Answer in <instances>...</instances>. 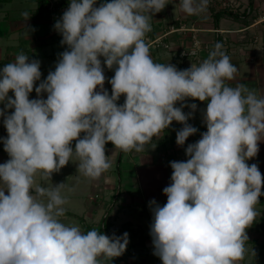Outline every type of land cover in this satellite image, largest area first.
<instances>
[{"label":"clouds","instance_id":"9594fccd","mask_svg":"<svg viewBox=\"0 0 264 264\" xmlns=\"http://www.w3.org/2000/svg\"><path fill=\"white\" fill-rule=\"evenodd\" d=\"M167 4L69 0L54 24L67 45L54 71L41 80L40 61L23 52L0 68V117L7 131L0 141L10 157L0 163V264H112L129 234L84 232L64 223L65 183L45 187L35 177L51 178L76 158L78 170L97 179L112 165L115 151L106 155L107 142L142 153L172 121L183 125L176 143L184 145L198 130L187 122L197 104H185L186 98L207 101V130L187 145L186 160L169 162L166 203L148 202L154 255L162 264H236L244 258L246 228L264 195L258 164L247 163L264 141V94L227 83L237 79L238 69L219 42L185 69L154 61L145 35L153 14ZM206 6L207 0H179L188 15ZM22 16L30 17L27 11ZM104 67L114 69L111 94ZM34 85L36 98L30 99ZM185 106L192 111L185 113Z\"/></svg>","mask_w":264,"mask_h":264},{"label":"crops","instance_id":"0c3cea01","mask_svg":"<svg viewBox=\"0 0 264 264\" xmlns=\"http://www.w3.org/2000/svg\"><path fill=\"white\" fill-rule=\"evenodd\" d=\"M49 0H0V68L11 62L16 55L23 52L30 58L40 61L41 80L49 71L55 70L59 54L67 45L60 43L62 36L54 29L57 20L50 18L47 12ZM63 12L69 0H54ZM251 12L238 16L235 13H219L205 7L202 11L188 15L179 9V0H167L160 12L150 19L151 30L146 33L149 39L162 37L168 47L150 49L153 60L161 63H172L177 69H185L191 63L198 64L208 57L217 42L222 45L231 62L237 67L236 80L227 81L235 87L237 82L244 84L249 90L259 96L264 94V0H246ZM102 0H97V6ZM27 11L30 17L24 20L22 13ZM220 30V33L215 30ZM192 35H195L207 49L198 52V61L189 55L180 56L179 51L192 46ZM102 66L103 58L101 57ZM106 77L104 87L111 94L108 80L114 75V69L104 67ZM37 84L39 82H36ZM98 90V89H97ZM9 95H12L10 90ZM46 98V93L42 94ZM29 98H36L35 85ZM177 102L175 106H180ZM185 104L196 103L197 109L187 121L198 130L190 135L184 145L176 143V131L183 127L180 122L172 121L171 125L162 131L159 137L145 145L144 152L121 151L115 149L112 143H106V155L111 156L112 165L99 178L92 179L81 173L73 158L59 172H54L51 178L37 174L35 183L41 186H51L64 182L63 195L67 202L63 206L65 214L62 221L69 225H78L84 232L95 228L107 235L115 232L121 235L129 234V243L122 255L112 258V264H162L160 258L154 255L150 224L152 212L148 202L155 199L161 206L167 197L162 189L171 181L172 168L170 161L186 160L185 149L189 143L201 138L206 131L202 114L207 101L186 98ZM3 104H0V108ZM14 109H9L11 112ZM185 113L192 111L185 106ZM0 137H7L0 117ZM257 155L247 161L250 165L257 163L264 179V141L258 142ZM75 141L72 142L74 147ZM10 157L0 141V163ZM261 191H264L262 183ZM7 194V192H6ZM254 231L246 229V232ZM256 232V231H255ZM255 241H245L253 248ZM253 253V252H252ZM258 259H247V249L244 258L236 264H264V245H259L256 251ZM256 257V256H255ZM103 264H111L105 259Z\"/></svg>","mask_w":264,"mask_h":264},{"label":"built area","instance_id":"2783aa9c","mask_svg":"<svg viewBox=\"0 0 264 264\" xmlns=\"http://www.w3.org/2000/svg\"><path fill=\"white\" fill-rule=\"evenodd\" d=\"M207 8L212 9L214 12H222V13H235L238 16H242L244 14H248L251 12V7L249 6L246 0H207ZM47 12L50 15V18L53 20H58L62 11L58 8L56 2L54 0H49L47 3ZM216 32L220 33V30L216 29ZM165 35L162 34L159 37H155L149 39L147 35H145V41L149 44L150 49L156 48L159 46L168 47L167 43H164L162 37ZM192 46L189 49H183L179 51L180 56H191L194 57L195 61H198V52L201 49H207L208 45L201 43V41L195 36L192 35ZM124 102V96L121 95L120 99L117 101L118 104H122ZM83 135V133H81ZM111 143V142H107Z\"/></svg>","mask_w":264,"mask_h":264},{"label":"rangeland","instance_id":"374dc122","mask_svg":"<svg viewBox=\"0 0 264 264\" xmlns=\"http://www.w3.org/2000/svg\"><path fill=\"white\" fill-rule=\"evenodd\" d=\"M255 208L258 212V215L256 216V218L264 217V205H262V206L255 205ZM246 233L248 236V242L253 240V241H255L254 243H256V246H253V248L251 247L250 243L245 245V248L247 249V256H248L247 259H248V261H250L251 259H255V258L258 259L257 255H255V254H256V251H259V245L260 244L264 245V234L261 232H255V231H248ZM252 249H253L255 254L252 253ZM240 262H241V260H240Z\"/></svg>","mask_w":264,"mask_h":264},{"label":"trees","instance_id":"16d2710c","mask_svg":"<svg viewBox=\"0 0 264 264\" xmlns=\"http://www.w3.org/2000/svg\"><path fill=\"white\" fill-rule=\"evenodd\" d=\"M219 13H222V12H219ZM257 205H260V206L264 205V195L259 197V203ZM246 229L254 230L256 232H261L264 234V217L255 218L253 223Z\"/></svg>","mask_w":264,"mask_h":264}]
</instances>
